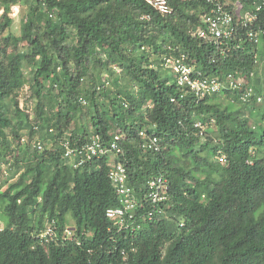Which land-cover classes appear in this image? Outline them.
Returning <instances> with one entry per match:
<instances>
[{
    "label": "trees",
    "instance_id": "obj_1",
    "mask_svg": "<svg viewBox=\"0 0 264 264\" xmlns=\"http://www.w3.org/2000/svg\"><path fill=\"white\" fill-rule=\"evenodd\" d=\"M167 1L171 14L146 0H0V264H264V0ZM218 6L244 51L200 38ZM182 55L244 84L199 99L167 63ZM116 135L121 154L78 169L65 158L66 142ZM155 136L159 152L143 146ZM117 163L138 200L129 230L106 216L121 205ZM159 177L163 215L145 197Z\"/></svg>",
    "mask_w": 264,
    "mask_h": 264
},
{
    "label": "built area",
    "instance_id": "obj_2",
    "mask_svg": "<svg viewBox=\"0 0 264 264\" xmlns=\"http://www.w3.org/2000/svg\"><path fill=\"white\" fill-rule=\"evenodd\" d=\"M146 2L153 6L161 14H171L172 8L169 6L167 0H146ZM262 9V6L258 7V10ZM241 8H238L236 12H240ZM245 24L253 22L256 18L253 15L247 13L245 15ZM233 16L231 13L218 6L213 9L205 19L206 29L199 32L200 38L209 39L214 42L218 48H230L234 46L236 50L244 51L242 43H232L234 41L233 36L235 29L232 28ZM248 39L254 43L259 42V36L257 32H253L248 35ZM225 51L222 52V55ZM187 56L182 55L178 58H168L167 63L173 67L175 74L177 75V84L179 88H189L195 93L199 99L213 94H218L228 88H240L244 84V78L235 74H229L226 81H221L217 77H204L200 73H196V67L187 62ZM212 63H217L215 59ZM250 95V93H247ZM246 95V97L248 96ZM251 96V95H250ZM196 127L202 128L201 122L195 124ZM143 134V133H142ZM122 135H116L110 143L100 137L96 136L91 142L83 144L78 147H72L70 142H66L65 158L70 161L73 169H78L87 163H92L96 159L109 158L112 154H121L123 152L119 142L122 140ZM147 149L159 152L161 149L160 141L157 136L151 138L144 145ZM38 150H42V145L37 143ZM223 161V159H220ZM109 179L116 186V193L119 197L120 206L117 208H110L106 212V216L110 220H117L120 223V227L130 229V226H126L124 218L127 213L132 212L138 206V200L135 197L134 189L128 186V171L122 164H115L109 172ZM146 199L149 201L154 211L159 215H163V209L161 205L163 202L168 201V197L165 195L168 189L167 181L162 177L154 178L147 183ZM154 211L149 212V219L154 220ZM132 216L130 215V218ZM134 231V229H133ZM73 228H67L66 234L69 236L73 233ZM45 237L55 238V231L53 227H49L44 234Z\"/></svg>",
    "mask_w": 264,
    "mask_h": 264
},
{
    "label": "rangeland",
    "instance_id": "obj_3",
    "mask_svg": "<svg viewBox=\"0 0 264 264\" xmlns=\"http://www.w3.org/2000/svg\"><path fill=\"white\" fill-rule=\"evenodd\" d=\"M3 11L0 10V14ZM14 18V24L12 26V32L16 35V36H20L21 35V30H22V25H21V13H20V9L17 7H14L12 9V14H11ZM29 72V71H28ZM21 106H23V103H21Z\"/></svg>",
    "mask_w": 264,
    "mask_h": 264
},
{
    "label": "clouds",
    "instance_id": "obj_4",
    "mask_svg": "<svg viewBox=\"0 0 264 264\" xmlns=\"http://www.w3.org/2000/svg\"><path fill=\"white\" fill-rule=\"evenodd\" d=\"M239 8H241V7H239ZM259 34V33H258ZM258 43H260V39H259V42Z\"/></svg>",
    "mask_w": 264,
    "mask_h": 264
}]
</instances>
